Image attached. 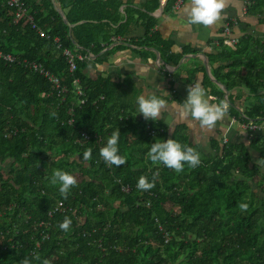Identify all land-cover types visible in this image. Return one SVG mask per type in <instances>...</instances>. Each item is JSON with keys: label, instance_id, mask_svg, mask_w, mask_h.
I'll return each mask as SVG.
<instances>
[{"label": "trees", "instance_id": "trees-1", "mask_svg": "<svg viewBox=\"0 0 264 264\" xmlns=\"http://www.w3.org/2000/svg\"><path fill=\"white\" fill-rule=\"evenodd\" d=\"M23 1L51 39L41 38L24 19L15 21L14 9L0 0V51L16 58L14 64L0 60V212L15 204L0 217V243L17 238L15 226L24 242L20 249L3 250L0 244V264L25 259L30 264H264V165L259 163L264 158V39L247 35L236 50L221 41L219 53L210 56L213 65L229 63L215 74L230 93L227 114L260 129L249 131V145L215 141L217 155L207 157L189 141L185 126L171 133L162 122L139 120L125 88L129 80L91 79L86 61H77L71 73L63 56V49L97 56L114 43L120 46L113 50L125 49L131 30L141 24L146 38L130 44L154 48L165 62L178 64L182 56L171 55L173 44L155 29L160 0L125 13L120 0H55L75 25L72 35L52 0ZM174 3L169 0L165 10ZM247 15L264 24V0H250ZM57 37L62 50L53 43ZM24 60L41 63L67 92L54 90L47 78L26 69ZM77 81L85 92L83 105L75 93ZM208 86H213L210 79ZM238 89L255 94L252 105L238 106ZM217 94L224 100L223 91ZM148 125L155 136L147 132ZM116 130L121 133L119 167L99 154ZM82 133L90 139L83 140ZM158 139L194 148L201 163L195 168L185 164L180 172L153 163L147 154ZM86 151L91 152L88 159ZM54 170L76 179L66 195L50 183ZM141 176L153 187L138 189ZM122 186L132 191L125 194ZM58 201L68 210L49 220ZM26 213L33 222L52 223L50 238L34 255L30 238L36 230L26 223ZM65 219L71 222L67 231L59 227Z\"/></svg>", "mask_w": 264, "mask_h": 264}, {"label": "crops", "instance_id": "crops-1", "mask_svg": "<svg viewBox=\"0 0 264 264\" xmlns=\"http://www.w3.org/2000/svg\"><path fill=\"white\" fill-rule=\"evenodd\" d=\"M40 3L42 0H33ZM108 1V0H94ZM120 11L125 13L129 7L143 9L148 0H120ZM169 1V0H168ZM250 0H225V8L219 21L213 26L190 25L186 8L190 0H187L178 10L166 9L160 6L155 18L158 20L156 31L162 39L173 44L171 55L181 57L179 63L165 62L161 53L154 48L143 49L130 44V41L139 42L146 38L147 31L140 24L134 27L126 40L125 49L113 50L120 46L114 43L101 54L95 56L88 52L86 60L87 73L91 79L110 77L116 82L130 81L125 88L130 93L129 102L135 107V115L139 120H146L139 115L136 99L139 95H162L166 100V106L156 121L168 126L171 133L178 126H185L189 141L195 145L207 157H215L213 143L221 144L237 143L250 144V132L241 130L240 121L226 114L223 121H218L214 129L201 128L198 121L184 119L181 115L180 104L187 98L188 88L199 83L207 90L210 102L219 103L227 101L230 93L224 92V85L216 77V70L220 67H228L229 63L212 64L210 56L217 55L220 51L219 43L225 39L224 26L228 20H236L233 27V38L240 43L247 35H255L264 39V24L259 17L248 16L245 9ZM168 3V2H167ZM58 5V4H57ZM59 6V5H58ZM48 10L45 11V14ZM125 21L126 17L123 15ZM115 41V39H114ZM117 42V41H115ZM128 44V45H127ZM186 49L192 53H184ZM228 69L221 72L227 73ZM207 79L213 86L205 87ZM175 82V83H173ZM218 82V83H217ZM226 88V87H225ZM224 92V100H221L218 92ZM236 94L241 96L238 106L245 109L252 105L255 99L254 93L244 89H238ZM257 157V154L254 155Z\"/></svg>", "mask_w": 264, "mask_h": 264}, {"label": "clouds", "instance_id": "clouds-1", "mask_svg": "<svg viewBox=\"0 0 264 264\" xmlns=\"http://www.w3.org/2000/svg\"><path fill=\"white\" fill-rule=\"evenodd\" d=\"M225 8V0H190L189 6L186 8L188 14V23L190 25H203L205 27L213 26L220 20ZM188 88L187 98L180 104L181 115L184 119L198 121L201 128L212 130L216 127L218 121H223L229 110L227 101L219 103L210 102L207 90L202 88L199 83ZM137 110L139 115H143L146 120L156 121L160 118L161 112L166 106V100L162 95H139L136 99ZM120 130L113 131L111 136L107 138L106 144L100 149V156L108 165L119 167L123 163V159L119 154V138ZM148 158L157 164H163L169 169L177 172L183 170L184 165L195 168L201 163L200 153L188 145L174 139H158L150 145ZM91 156L90 151L84 153V159ZM264 165V158L259 160ZM50 183L59 185L61 194L66 195L76 184L73 175L62 171L54 170ZM153 187V183L149 182L145 176H141L137 182V188L147 190ZM248 207L247 204H239V208L244 211ZM70 220L65 219L59 227L67 231L70 227ZM23 264H30L28 259Z\"/></svg>", "mask_w": 264, "mask_h": 264}, {"label": "built area", "instance_id": "built-area-1", "mask_svg": "<svg viewBox=\"0 0 264 264\" xmlns=\"http://www.w3.org/2000/svg\"><path fill=\"white\" fill-rule=\"evenodd\" d=\"M7 1H8V6L10 8H13L15 11L14 12L15 21L24 19L26 24H29L31 28L41 38L47 39V40L51 39L50 35L39 26L38 22L35 21L33 15L31 14L30 9L27 7L26 3L23 0H7ZM186 1L187 0H175V3L172 9L178 10L179 8L183 6V4ZM160 2H161L160 6L163 7L167 4L168 0H160ZM248 5H249V2H248ZM247 9H248V6L245 9L246 14H247ZM156 12L153 14V16H155ZM236 24H237L236 20H228L226 21L225 26H224V36H225V39L223 40L224 45L233 50H236L239 44V41L233 38V27ZM119 40H121V38L115 39V41H119ZM53 43L56 45L58 49L62 50L60 38L58 37L55 38L53 40ZM63 56L67 58L68 64H69V71L73 73L77 68V61H86L91 55H82L81 53H78V52H72L69 49H63ZM0 60L4 61L7 64L16 63L15 57H13L10 54H5L2 51H0ZM22 63L26 69L30 70L31 72L38 73L44 76L45 78H47L49 82L53 85L54 90L62 91L64 93L67 92V89L62 87L60 79L56 77L54 74H52L51 72L47 71L41 63H38L36 61H29V60H24L22 61ZM75 93L77 97L79 98L78 103L81 105L85 104L86 102V100L84 99L85 92L83 88L81 87L80 83H78V81L76 82ZM240 127H241V130L244 132H249V131L256 132L260 129L258 125L254 122L240 124ZM146 129H147V132H149L152 136H155L157 134V132L153 130L150 125H148ZM263 130H264V127H263ZM17 132H18L17 130L12 131V133H17ZM81 138H83V140L90 139V137L86 133H82ZM122 191L125 194H129L132 191V189L130 186H122ZM14 208H15V204L10 205L9 207H5L4 211L0 212V217L4 216L6 212L12 211ZM67 210L68 208L66 204L63 201H58L57 204L54 206V208L49 212L48 218L49 220H51L58 214L64 215L67 212ZM25 219H26L25 220L26 223L31 224V228L33 230H36V233L31 234V238H30V243L34 245V249L32 250L31 253L32 255H34L38 253L37 252L38 250H41L42 244L50 238V234L48 233V230L52 227V223L49 220H42V221L37 220L33 222L32 215H28L27 213L25 214ZM14 228L16 230L17 238L14 240H11V242L9 243H0L2 244L1 247L3 250L9 249V248L20 249L24 246V242L18 237L20 234V230L18 229L17 226H15ZM27 232L28 231H25L24 233L26 234ZM7 234H10V232L8 231ZM36 234H39V237ZM170 239L171 237L169 235H166V243H168ZM52 259L53 261H55L56 258L53 257Z\"/></svg>", "mask_w": 264, "mask_h": 264}, {"label": "water", "instance_id": "water-1", "mask_svg": "<svg viewBox=\"0 0 264 264\" xmlns=\"http://www.w3.org/2000/svg\"><path fill=\"white\" fill-rule=\"evenodd\" d=\"M52 2H53V5H54V8H55V9L58 11V13L62 16V18H63L65 24L69 27V29H70V35H72V29H73V27H74L75 25H73V24H71V23L69 22V20L67 19L65 13H64L63 10L57 5L56 1H55V0H52ZM217 83H218V82H217ZM224 92H225L226 94L229 93V91H228L227 88H225V87H224Z\"/></svg>", "mask_w": 264, "mask_h": 264}, {"label": "rangeland", "instance_id": "rangeland-1", "mask_svg": "<svg viewBox=\"0 0 264 264\" xmlns=\"http://www.w3.org/2000/svg\"><path fill=\"white\" fill-rule=\"evenodd\" d=\"M28 7V6H27ZM29 8V7H28ZM159 10V9H158ZM260 193H261V191H260ZM262 196H264L263 194H262Z\"/></svg>", "mask_w": 264, "mask_h": 264}]
</instances>
